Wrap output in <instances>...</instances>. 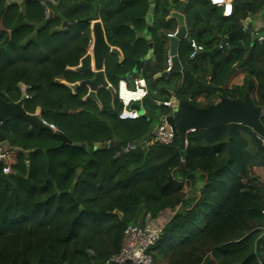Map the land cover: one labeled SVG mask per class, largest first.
Wrapping results in <instances>:
<instances>
[{
  "label": "trees",
  "instance_id": "obj_1",
  "mask_svg": "<svg viewBox=\"0 0 264 264\" xmlns=\"http://www.w3.org/2000/svg\"><path fill=\"white\" fill-rule=\"evenodd\" d=\"M182 2L0 0V98L5 94L18 101L19 85H25V112L39 110L46 124L86 146L60 147L55 132L29 128L19 118L1 124L12 150L6 154L9 172L3 174L0 164V264H107L128 225L144 224L148 215L158 220L167 211L174 214L148 250L156 264H264V182L249 175L250 169L264 168L258 134L229 124L188 133L184 150L175 136L170 146L155 144L147 152L114 158L119 146L145 138L168 114L162 103L171 97L166 92L171 84L174 98L197 107L212 105L219 96L244 100L248 95L263 110L264 126V44L252 43L247 32L228 39L210 74L207 57L190 58L189 41L182 40L181 83L177 86L179 73L153 78L166 69L165 35L173 32L166 10L177 11ZM151 5V38L138 39ZM263 11L264 0H233L232 14L223 17L208 0H188L187 36L210 51L220 44L219 36L236 30L250 13ZM97 20L107 44L122 53V61L108 55L104 63L114 89L146 59L153 43L154 60L145 61L140 71L148 84L144 116L136 120L118 119L122 107L117 101L112 105L105 88L97 91L96 104L84 100L86 87L73 94L59 83L91 77L67 68L77 67L86 55L90 22ZM249 51L250 64L240 67ZM233 68L244 69L245 76L228 88L223 83ZM201 93L205 101L197 102ZM109 140L113 147L94 150Z\"/></svg>",
  "mask_w": 264,
  "mask_h": 264
},
{
  "label": "water",
  "instance_id": "obj_2",
  "mask_svg": "<svg viewBox=\"0 0 264 264\" xmlns=\"http://www.w3.org/2000/svg\"><path fill=\"white\" fill-rule=\"evenodd\" d=\"M21 0H6L7 3L20 2ZM29 0H23L27 2ZM43 1V0H41ZM56 1V0H53ZM187 6V0H183L180 8L177 11H172L167 8L168 17L167 20L174 19L177 24V30L174 37H168L165 35V39L169 42V54L171 58V67L168 71L156 74L155 78H166L170 74L181 71V66L176 53L177 47L182 40L189 41L187 36V29L185 27L184 13ZM153 6L149 7L148 14L145 17L146 24L150 26L154 23L153 17ZM244 26V25H243ZM92 47L90 52H88L79 62V65L75 68L76 73L80 74H91L89 79H86L80 83L69 85V88L73 93L79 87H86L88 89L87 96L85 100H92L96 103L97 97L96 92L100 88H105L108 90L111 96L112 104L116 101V94L113 87L108 85L105 75H104V63L108 55L119 56V51L110 47L105 39V34L100 22L92 24ZM243 27H239L233 32H230L227 36H219L220 44H223L228 39L233 36H238L243 34ZM140 39H144L149 36V28L144 33H138L136 35ZM149 50L146 59L151 55L152 44L148 45ZM218 53L217 48H213L210 51H203L197 53V56L203 55L208 59V72L211 73L212 67L215 62V55ZM252 52L249 51L245 60L241 63L240 67L250 64ZM194 59V58H193ZM139 61L133 72L140 71ZM93 64V71L92 65ZM236 69L233 68L226 76L224 80V85H227L229 79L235 73ZM141 78V76H139ZM27 97L22 93L18 101H12L7 95H3L0 98V126L3 122H7L11 119L19 118L23 120L29 128L35 127L39 130H47L55 132L56 135L62 140L60 147L71 145L74 147H79L85 149V144L71 143L63 134L59 131L54 130V128L46 124L42 119H40L38 114H28L25 112L23 106ZM176 99V98H174ZM130 109L135 110L139 115H143V110L141 105L132 104ZM262 109L255 107L250 96H245L244 100L235 99L231 100L223 96L218 97V101L207 107H197L187 100H177L173 102L171 106V112L168 116L162 117L169 124L172 132L175 136L180 138L181 149H185L186 140L185 137L188 133L199 131V130H212L218 126H225L229 124L242 125L249 128L254 133L264 138V126L261 123L260 117L262 115ZM102 149L101 146H94V150ZM11 147L5 140L3 133L0 130V164H4L6 161L7 152L11 151ZM14 151H19L18 149H13ZM28 165V164H26ZM76 174H80V169L76 170ZM82 210V207L79 208Z\"/></svg>",
  "mask_w": 264,
  "mask_h": 264
},
{
  "label": "built area",
  "instance_id": "obj_3",
  "mask_svg": "<svg viewBox=\"0 0 264 264\" xmlns=\"http://www.w3.org/2000/svg\"><path fill=\"white\" fill-rule=\"evenodd\" d=\"M44 1V0H43ZM211 6L221 7L222 16L229 17L232 14V2L231 0H208ZM48 16V13H47ZM243 25V24H242ZM244 27V26H243ZM176 30L172 33L167 34L168 37H174ZM252 43L258 45L264 44V26L253 28L251 31H247ZM92 40L89 41L91 44ZM242 44V41H239ZM191 54L190 58L196 57L197 53L203 52V48L196 44L195 41H189ZM228 40L223 44L217 46L218 51L228 48ZM171 56L167 52L166 57V69L168 71L171 67ZM116 100L120 103L122 109L118 114V119L121 121H132L138 119L140 116L135 110L130 109L132 104H139L147 96V86L143 78L133 79V85L128 86L127 79L119 80L117 88L115 90ZM176 99H169V101L163 102L162 105L168 109V114L171 112V106ZM165 115L164 117L168 116ZM175 134L172 132L169 124L165 119H160V123L156 125L145 138H140L137 141L128 142L124 145L119 146L114 151V158H120L122 156H127L130 153L141 150L147 152L149 148L155 144L162 146H170L174 142ZM257 140L264 147V138L257 135ZM113 141H106L103 144H96V146H101L104 149H110L113 147ZM7 160L5 161L2 173H8ZM174 212H170V217ZM264 216V212L262 213ZM169 216V214H168ZM169 217V218H170ZM161 218V219H160ZM158 220H153L148 215L146 216L144 224H131L128 225L123 233L121 238L120 249L117 253L113 254L107 264H156L149 254L148 250L151 248L156 241L159 239V236L162 233L163 226L168 222L169 218L160 216ZM91 254L90 251H88Z\"/></svg>",
  "mask_w": 264,
  "mask_h": 264
},
{
  "label": "crops",
  "instance_id": "obj_4",
  "mask_svg": "<svg viewBox=\"0 0 264 264\" xmlns=\"http://www.w3.org/2000/svg\"><path fill=\"white\" fill-rule=\"evenodd\" d=\"M41 1V0H40ZM58 1L59 0H56V1H53V0H44V1H41V2H47L48 4H56V3H58ZM187 2H188V0H187ZM231 2H233V0H231ZM7 3V2H6ZM17 3H19V4H24V3H26V2H23V0H21L20 2H17ZM210 4V3H209ZM215 7V6H214ZM186 8H187V6H186ZM217 9H220L221 11H222V8L221 7H216ZM47 13H48V16H47ZM185 14V13H184ZM50 17V14H49V11H46L45 12V19H48ZM167 17H168V15H167ZM167 17H166V19H165V22H169V21H171L172 22V26H173V31H175V30H177V24H176V22L174 21V19H171V20H167ZM184 20H185V15H184ZM96 22H100V20H97V21H92V22H90V40H93V37H92V32H91V29H92V24L93 23H96ZM101 23V22H100ZM66 22H63V26H66ZM244 25V27H243V25ZM102 25V24H101ZM145 30L142 32V33H144L146 30H147V28H149V36L148 37H145V39H150L151 38V35H152V26H150L149 24H146V22H145ZM243 27V30H244V32L243 33H246L247 31H251L253 28H256V27H261V26H264V11L263 12H258V13H254V14H249L248 15V17L240 24V27ZM103 28V27H102ZM239 28V27H238ZM160 32H161V30L158 32V34H160ZM162 32H164L163 30H162ZM137 37V36H136ZM138 38V37H137ZM138 39H140V38H138ZM251 41V40H250ZM181 42V41H180ZM152 44V46H153V43H151ZM180 44V43H179ZM91 47H92V42H91V44H89V46H88V49H87V53L88 52H90V50H91ZM178 47H179V45H178ZM178 47H177V50H176V53H177V56H178ZM115 48V47H114ZM118 51H119V56H115V55H113V56H115V57H117V59H118V61L120 62V61H122V53H121V51L118 49V48H116ZM165 49L167 50V52H169V42L168 41H166L165 42ZM153 52H154V50H153V47H152V52H151V55L147 58V59H145L144 61H142L141 63L142 64H140V71H141V68H142V66L145 64V61H147V60H154V54H153ZM86 53V54H87ZM203 56V55H202ZM108 57V56H107ZM178 59H179V57H178ZM251 61V60H250ZM179 63H180V61H179ZM91 65H92V71H93V64L91 63ZM180 66H181V64H180ZM76 68V67H75ZM75 68H67V70H69V71H73V72H75ZM236 69V71H237V68H235ZM241 70V69H240ZM140 71L139 72H132L131 74H128V76L125 78V79H127V84H128V86H131L132 87V85H133V79H135V78H138L139 76H141L140 75ZM235 71V72H236ZM166 72V71H165ZM244 73V76H245V71H243ZM175 73H179V75H178V77H179V79L177 80V86H178V84H180L181 83V79H182V66H181V71H179V72H175ZM161 74V73H160ZM173 74V73H172ZM208 74H210L209 72H208ZM104 75H105V72H104ZM171 75V74H170ZM156 76V75H155ZM155 76L153 77L154 79H160V78H163V77H160V78H155ZM243 76V77H244ZM167 78V77H166ZM105 79H106V77H105ZM243 79V78H242ZM207 80V79H206ZM230 80V79H229ZM106 81H107V79H106ZM207 82H208V80H207ZM229 82V81H228ZM59 83H61V84H64V85H66L68 88H69V85H72V84H67V83H65L64 81H59ZM78 83H80V82H78ZM107 83H108V81H107ZM76 84V83H75ZM108 85H110L109 83H108ZM148 84H146V86H147ZM23 86V88H21ZM111 86V85H110ZM225 87H231V86H228V83H227V85H224ZM19 87H20V90H21V92L26 96V94H25V91H26V89H27V87L25 86V85H23V84H21V85H19ZM166 92L168 93V94H170V99L172 100L173 98H174V93H173V91H171V86L169 87V86H166ZM70 89V88H69ZM71 90V89H70ZM99 90V89H98ZM72 91V90H71ZM77 91V90H76ZM147 91H148V86H147ZM73 93V92H72ZM76 93V92H75ZM75 93H73V94H75ZM87 93H88V89H87ZM97 93V92H96ZM205 93H201L200 95H198V96H196V98H195V100L197 101V102H204L205 101V99H204V95ZM87 96V95H86ZM85 96V97H86ZM27 97V96H26ZM28 98V97H27ZM84 100H85V98H84ZM98 101V100H97ZM143 102V101H142ZM142 102L140 103V105H142ZM96 103V102H95ZM111 103H112V101H111ZM96 104H98V103H96ZM113 105V104H112ZM141 108H142V106H141ZM142 110H143V108H142ZM35 114H38L39 115V110H37L36 111V113ZM143 114H144V110H143ZM55 130V129H54ZM256 169H254V171H255ZM197 188H199V186L197 185V187H196V189ZM189 190H190V188L185 184L184 185V187H183V192H185V193H187V192H189ZM168 214L170 215V211H167L166 213H163L161 216H163V217H166V216H168ZM161 219V218H160Z\"/></svg>",
  "mask_w": 264,
  "mask_h": 264
},
{
  "label": "rangeland",
  "instance_id": "obj_5",
  "mask_svg": "<svg viewBox=\"0 0 264 264\" xmlns=\"http://www.w3.org/2000/svg\"><path fill=\"white\" fill-rule=\"evenodd\" d=\"M208 24L210 25V23H208ZM214 25H215V22H214ZM240 69H242V68H237V71L232 75V77L230 78V80L228 82V86L240 85L241 84L242 78L244 76V74H243L244 73L243 72L244 69L243 70H240ZM246 69H247V67H246ZM223 85H224V83H223ZM172 87H174V86L171 84V88ZM21 88H23V86ZM214 101H215V99H214ZM254 169H256V170L254 171ZM254 169H250L249 175L252 176V173H254V175H256L258 177V179H259L260 182H264V168H254ZM169 217H170V215L169 216H166L167 219Z\"/></svg>",
  "mask_w": 264,
  "mask_h": 264
},
{
  "label": "clouds",
  "instance_id": "obj_6",
  "mask_svg": "<svg viewBox=\"0 0 264 264\" xmlns=\"http://www.w3.org/2000/svg\"><path fill=\"white\" fill-rule=\"evenodd\" d=\"M173 11V10H172ZM174 32V31H173ZM172 33V32H171ZM168 34V33H167ZM167 34H166V36H167ZM190 41V40H189ZM195 58V57H194ZM193 59V58H192ZM148 95V94H147ZM117 101V100H116ZM119 103V102H118ZM144 115V114H143ZM133 121V120H132ZM7 160V159H6Z\"/></svg>",
  "mask_w": 264,
  "mask_h": 264
}]
</instances>
